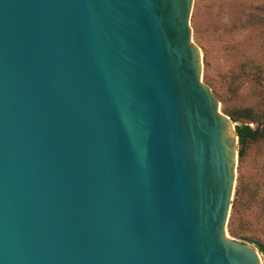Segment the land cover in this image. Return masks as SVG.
<instances>
[{
	"label": "water",
	"instance_id": "95a60500",
	"mask_svg": "<svg viewBox=\"0 0 264 264\" xmlns=\"http://www.w3.org/2000/svg\"><path fill=\"white\" fill-rule=\"evenodd\" d=\"M192 4L0 0V264H264Z\"/></svg>",
	"mask_w": 264,
	"mask_h": 264
},
{
	"label": "rangeland",
	"instance_id": "374dc122",
	"mask_svg": "<svg viewBox=\"0 0 264 264\" xmlns=\"http://www.w3.org/2000/svg\"><path fill=\"white\" fill-rule=\"evenodd\" d=\"M189 25L202 55L201 80L222 111L250 110L264 128V0H193ZM226 233L255 249L264 245V135L240 158Z\"/></svg>",
	"mask_w": 264,
	"mask_h": 264
},
{
	"label": "trees",
	"instance_id": "16d2710c",
	"mask_svg": "<svg viewBox=\"0 0 264 264\" xmlns=\"http://www.w3.org/2000/svg\"><path fill=\"white\" fill-rule=\"evenodd\" d=\"M223 113L232 120L233 123L240 122L241 125H236V134L238 137L239 150L238 155L240 158L244 156V150L246 149L247 144L251 141H254L264 135V128L260 129L258 125V120L253 116L250 110H236L230 112L226 109H223ZM248 122L257 124L256 128L249 126ZM237 197H239V190H237ZM256 248L263 255L264 259V245L256 243Z\"/></svg>",
	"mask_w": 264,
	"mask_h": 264
}]
</instances>
